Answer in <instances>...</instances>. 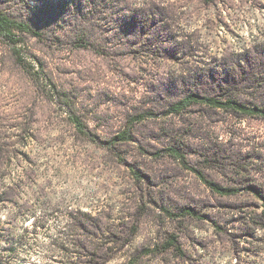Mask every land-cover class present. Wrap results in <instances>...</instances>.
I'll return each mask as SVG.
<instances>
[{
  "label": "rangeland",
  "instance_id": "rangeland-1",
  "mask_svg": "<svg viewBox=\"0 0 264 264\" xmlns=\"http://www.w3.org/2000/svg\"><path fill=\"white\" fill-rule=\"evenodd\" d=\"M0 10L42 33L19 44L31 72L0 37V264H264V118L170 112L190 93L264 109V0ZM128 128L133 140L110 143Z\"/></svg>",
  "mask_w": 264,
  "mask_h": 264
},
{
  "label": "trees",
  "instance_id": "trees-1",
  "mask_svg": "<svg viewBox=\"0 0 264 264\" xmlns=\"http://www.w3.org/2000/svg\"><path fill=\"white\" fill-rule=\"evenodd\" d=\"M23 34H31L36 36H42L40 31L34 29V27L27 21L19 20L16 18H12L2 10H0V37L4 40H7L9 43L13 44L14 46V53L16 56V60L23 66L25 70L31 72L34 68L30 63H28L21 52V42L23 41ZM53 92L56 93L58 97H62V100L66 106L71 111V120L78 128V130L84 134H90L86 131V125L80 119L78 115L73 111V104L71 103L70 98L68 95L62 93L55 83H51ZM194 103H207L211 106H216L219 108H226L229 110H233L234 112H238L245 115L251 116H261L264 118V109L258 106H249L235 97H217V96H207V95H200L199 93H190L184 98L174 102L170 106V112L180 113L183 109L187 108L188 106ZM139 119V118H138ZM137 120L132 121V124L135 123ZM134 135L132 133L131 128L125 129L120 133L116 134L110 141V143H117V142H125L129 140H133ZM167 153L171 156H174L178 159H181L184 163L187 164L186 156L177 148L169 147ZM199 176L200 178L214 191L219 194H233L237 189L224 187L210 179H208L205 174L196 167H191ZM185 214L189 215H197L196 211L192 208L186 207L183 211ZM175 242V241H174ZM171 242V244H175Z\"/></svg>",
  "mask_w": 264,
  "mask_h": 264
}]
</instances>
